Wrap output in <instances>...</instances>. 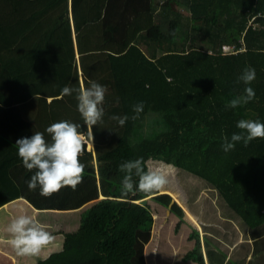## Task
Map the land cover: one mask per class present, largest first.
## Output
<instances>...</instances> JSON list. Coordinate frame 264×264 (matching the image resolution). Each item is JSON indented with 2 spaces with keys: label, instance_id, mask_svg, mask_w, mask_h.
<instances>
[{
  "label": "trees",
  "instance_id": "trees-1",
  "mask_svg": "<svg viewBox=\"0 0 264 264\" xmlns=\"http://www.w3.org/2000/svg\"><path fill=\"white\" fill-rule=\"evenodd\" d=\"M1 3L18 19L6 14ZM68 3L0 0V63L10 66L15 48L26 44L27 36L40 34L36 28L45 30L49 20L68 14ZM71 6L73 26L68 21L46 30V44L57 42L65 58L43 55L42 62H54L52 85L57 92L38 112L44 115V126L71 117L86 131L75 93L58 98L66 85L79 88L95 81L108 90L105 115L103 123L93 127L96 156L84 149L80 157L85 171L75 190L65 187L45 198L38 188L30 191L23 178L20 185L0 186V208L25 198L40 211L83 210L77 216L63 215L64 221L74 217L78 229L56 232L63 237L62 249L36 264H147L155 217L161 214L159 207L165 210L167 205L160 202L154 211L152 201L138 203L157 191L122 195L119 165L137 158H143L146 170L150 160L161 161L178 168L183 180L194 182L187 207L199 218L210 264V250L219 236L227 242L236 238L233 220L244 225L247 238L264 256V138L247 147L237 143L227 153L221 147L222 136L230 139L240 131L236 125L241 119L264 123V0H71ZM224 46L236 53L225 54ZM246 67L256 72L247 85L255 98L227 108L244 92L246 85L238 77ZM140 102L143 111L133 119V106ZM112 116L128 119L121 127ZM14 161L12 170L24 175L21 159ZM201 191L207 194L198 199ZM201 200L202 210L193 204ZM196 258L205 260L203 246ZM248 264L264 261L253 258Z\"/></svg>",
  "mask_w": 264,
  "mask_h": 264
},
{
  "label": "clouds",
  "instance_id": "clouds-1",
  "mask_svg": "<svg viewBox=\"0 0 264 264\" xmlns=\"http://www.w3.org/2000/svg\"><path fill=\"white\" fill-rule=\"evenodd\" d=\"M255 78L254 68L246 67L243 70L238 82L246 85L244 92L230 100L227 108L235 109L255 98L254 89L247 86ZM107 91L106 86L95 81H89L88 86L81 84L79 88L64 86L60 95L64 97L75 93L77 111L83 119L86 131L81 130V124L62 120L46 128L45 132L50 136V141L42 132H35L30 138L25 137L16 141L17 154L22 166L30 172L34 170L26 182L30 191L38 188L42 197L50 198L65 187L75 190L83 181L85 165L80 162V157L84 154L86 146L93 145V127L103 123L105 115L103 104ZM143 107L142 102L133 106V112L136 114L133 119L138 118ZM111 119L122 127L128 117L112 116ZM236 127L240 131L232 134L230 139L228 136L221 137L223 141L221 147L226 153L233 150L237 143L242 142L247 147L254 139L264 138V123L258 120L241 119ZM119 171L123 173L120 183L124 196L135 195L137 191L144 193L159 191L168 183V175L162 170L155 168L146 170L143 158L121 163ZM5 231L10 236L7 243L20 256H37L54 240L53 235L34 216L24 212L14 217Z\"/></svg>",
  "mask_w": 264,
  "mask_h": 264
},
{
  "label": "crops",
  "instance_id": "crops-1",
  "mask_svg": "<svg viewBox=\"0 0 264 264\" xmlns=\"http://www.w3.org/2000/svg\"><path fill=\"white\" fill-rule=\"evenodd\" d=\"M69 12L68 14H60L49 20L47 27L53 24L67 23L74 25L71 0L68 3ZM1 9L6 13L18 19V15L10 10L5 9L3 3H1ZM25 15L24 12H22ZM36 28L34 32L40 34H34L27 36L26 44L22 43L16 49L14 62L10 66L5 67L0 63V186L2 185H20V179H24L22 183L30 179L33 172L24 170V175H19V171L12 170L15 164L14 158L18 157L16 141L21 138H30L35 132L45 133V138L50 141V136L45 132L48 126L43 124V113L38 111L45 105L48 107L52 102L53 96L57 92V87L52 85L57 74L53 61L49 60L45 63L43 55L47 54V57L58 55L65 58L64 50H59L57 42L48 41L46 44V30ZM75 37V36H74ZM32 49H35L36 53L33 54ZM30 52L27 57L24 53ZM79 59V55L76 56ZM79 70L80 66L78 65ZM80 80L83 81L82 71L80 70ZM59 97L58 100H61ZM67 102V101H62ZM72 122V118L64 119ZM62 121V120H61ZM10 145V146H9ZM86 151L95 155V141L91 148L85 147ZM96 167L97 163L95 161ZM18 171V172H17ZM102 198V197H101ZM12 202L2 206L0 208V261L1 264H36L38 260L47 258L50 254L56 253L62 249L63 237L56 232H60L59 229L52 228V224L49 222V218L56 216H69L79 215L82 209L75 211H68L62 213L58 210H37L35 209L27 199L15 198ZM86 207V206H85ZM83 207V208H85ZM22 212L34 216L38 219L47 231H49L53 237V242L42 249L37 256H20L17 255L15 250L7 243L10 239L9 234L5 231L6 226L10 221L20 215ZM40 216V217H39ZM60 218V217H59ZM68 221L62 220L60 224L64 225L65 228L69 226L71 229L77 230L79 222L73 224H67ZM73 225V226H72ZM63 230V229H62ZM226 231V230H225ZM224 231V232H225ZM204 233V232H203ZM227 235H230L229 231H226ZM237 235L233 241L227 242L219 236L218 243L210 251L211 264H246L245 261H264L263 249L257 251L255 241L247 238L245 230L237 228ZM205 235V234H204ZM203 235V237H204ZM227 242V243H226ZM146 246V250L147 247ZM202 246L204 249V261H197L198 264H210L207 249L205 247L204 238L202 240Z\"/></svg>",
  "mask_w": 264,
  "mask_h": 264
},
{
  "label": "rangeland",
  "instance_id": "rangeland-1",
  "mask_svg": "<svg viewBox=\"0 0 264 264\" xmlns=\"http://www.w3.org/2000/svg\"><path fill=\"white\" fill-rule=\"evenodd\" d=\"M182 41L185 42V39H182ZM186 45H188L187 42ZM89 148H91V145ZM167 165L161 161H149L150 169H160L168 175V183L163 189L152 195V198L149 200L152 201L151 204L154 206V211L160 202L167 205V208L164 210L159 207L161 214L159 217H155V225L152 227L154 237H152V242L146 250L147 264H198L196 258L197 251L202 246L204 233L200 226L199 218L193 215L192 211L187 207L190 205L187 203L189 199L187 193L192 188V185H194V182L188 179L186 181L183 180L178 168L174 166L168 168L166 167ZM98 171V167H96L95 173L97 176H99ZM171 194L177 200V204L175 205L174 203L169 213L168 206L172 202ZM200 194L202 198L199 196L198 199H203L207 192L201 191ZM193 204L200 210L204 207L202 200L197 203L194 201ZM218 204L220 203L218 202ZM64 218V216H50L49 222L52 224V228L61 231L62 229H71L72 227L70 226L65 228L64 225L60 224ZM67 220V224H73L74 226L77 222L74 217H68ZM233 224L236 228L242 229L244 227L238 220H233ZM86 264H99V261L94 260Z\"/></svg>",
  "mask_w": 264,
  "mask_h": 264
},
{
  "label": "water",
  "instance_id": "water-1",
  "mask_svg": "<svg viewBox=\"0 0 264 264\" xmlns=\"http://www.w3.org/2000/svg\"><path fill=\"white\" fill-rule=\"evenodd\" d=\"M152 197H149V198H146V199H143L141 201H139L138 203L142 206H146L148 204V201L151 199ZM175 201L172 200L171 204L168 206V212L170 213L171 209L173 208V205H174Z\"/></svg>",
  "mask_w": 264,
  "mask_h": 264
},
{
  "label": "built area",
  "instance_id": "built-area-1",
  "mask_svg": "<svg viewBox=\"0 0 264 264\" xmlns=\"http://www.w3.org/2000/svg\"><path fill=\"white\" fill-rule=\"evenodd\" d=\"M223 52L226 54V53H233V54H235L236 52H235V50H234V48L233 47H230V46H224L223 47Z\"/></svg>",
  "mask_w": 264,
  "mask_h": 264
}]
</instances>
